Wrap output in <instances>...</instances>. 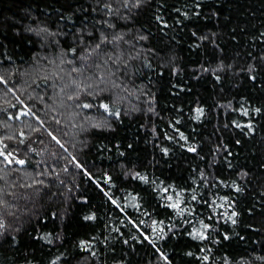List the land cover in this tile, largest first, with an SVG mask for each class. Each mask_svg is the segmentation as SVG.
<instances>
[{
  "label": "trees",
  "instance_id": "16d2710c",
  "mask_svg": "<svg viewBox=\"0 0 264 264\" xmlns=\"http://www.w3.org/2000/svg\"><path fill=\"white\" fill-rule=\"evenodd\" d=\"M0 264H264V0H0Z\"/></svg>",
  "mask_w": 264,
  "mask_h": 264
}]
</instances>
